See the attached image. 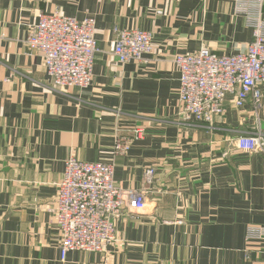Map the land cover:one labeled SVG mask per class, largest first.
<instances>
[{
	"label": "crops",
	"instance_id": "obj_1",
	"mask_svg": "<svg viewBox=\"0 0 264 264\" xmlns=\"http://www.w3.org/2000/svg\"><path fill=\"white\" fill-rule=\"evenodd\" d=\"M245 2L0 0V264H264V235H250L264 227V152L238 148L239 137L264 133V84L259 108L228 97L222 115L199 122L181 114L175 62L203 48L245 51L256 0ZM53 14L95 20L89 87L55 88L27 47L30 25ZM133 28L152 34L153 52L121 64L117 30ZM117 132L131 140L126 153H115ZM71 155L113 163L117 184L145 190L147 205L118 219L105 251L63 260L50 209Z\"/></svg>",
	"mask_w": 264,
	"mask_h": 264
},
{
	"label": "built area",
	"instance_id": "obj_2",
	"mask_svg": "<svg viewBox=\"0 0 264 264\" xmlns=\"http://www.w3.org/2000/svg\"><path fill=\"white\" fill-rule=\"evenodd\" d=\"M245 2V0H243ZM263 0H256L249 19L254 24V38L245 51L219 55L207 48L177 55L180 71V111L187 119L212 123L225 112L231 97L236 107L249 100L255 108L262 105L260 86L264 84ZM248 3V2H245ZM240 10L249 13L247 4ZM95 20H79L60 14L42 15L31 24L26 39L30 51L39 52L55 88L89 87L93 80L98 52ZM153 52L152 34L141 29L117 30L114 54L121 64L142 62ZM135 138L143 128L134 129ZM115 153H126L131 140L116 134ZM243 153L264 152V133L260 130L238 139ZM115 165L110 162L82 161L71 155L58 183L55 205L50 209L59 229L61 257L70 250L105 251L116 241L117 221L129 213L146 209L145 190L126 189L117 184ZM156 170L145 171V184L155 179ZM264 235V227L250 229V235Z\"/></svg>",
	"mask_w": 264,
	"mask_h": 264
}]
</instances>
